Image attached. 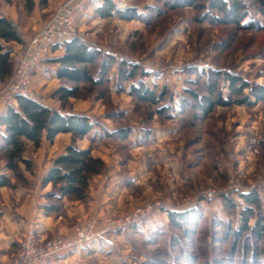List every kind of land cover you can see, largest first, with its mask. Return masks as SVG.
<instances>
[{
    "label": "rangeland",
    "instance_id": "1",
    "mask_svg": "<svg viewBox=\"0 0 264 264\" xmlns=\"http://www.w3.org/2000/svg\"><path fill=\"white\" fill-rule=\"evenodd\" d=\"M58 1L33 0L30 9L25 0H0V5L15 6L19 26L30 23L21 37L22 46L13 53L25 48L36 30L34 25H42L58 8ZM112 1L118 9L135 8L143 18H101L94 11L101 0H93L77 19L75 36L100 51L90 68L100 83L82 84L84 96L71 98L61 109L51 88L70 83L50 80L56 66L52 52L39 70L48 79L39 80L32 89L33 99L40 104L90 118L93 130L74 143L90 147L95 156L109 158L114 176L125 188L124 196L132 201L121 212L103 216L97 226L89 218L72 219L66 232L49 233L45 239H72L77 227H87L94 235L48 264H264L263 253L255 259V252L264 249V239L248 236L249 248L245 250L243 238L234 246L226 226L219 225L224 220L232 228L239 226L244 204L240 193L256 191L264 204V102L252 107L217 106L206 119H199L188 92L205 94L200 86L205 77L199 84L192 81L207 69L228 70L251 83L264 85V29H247L249 22L264 26L259 3L243 0L245 17L238 23L217 25L202 18L204 13L219 14L213 10H171L164 0ZM12 46L8 47L11 51ZM110 58L113 61L105 73L103 64ZM120 64H135L148 75L124 81ZM194 69L197 73H192ZM139 81L156 94L165 89L163 101L152 105L131 95L130 85L137 86ZM227 93L224 87L222 94ZM159 107H163L162 113L157 111ZM122 130L127 131L126 138L120 137ZM67 141L72 142L71 136ZM25 146L24 156L33 166L26 170L20 165V180L6 168L0 151V174L8 176L12 184L0 188V264L13 261L29 227L35 228L39 243L45 240L37 234L32 218L35 209H41L45 216L57 217L65 206L78 201L65 198L58 212L44 214L42 204L53 201L45 198L41 176L64 145L62 141L55 145L42 139L38 148L27 141ZM108 169L105 163L99 175H106ZM97 176L92 180L89 199L80 201L85 210ZM208 190L214 191L211 197L207 196ZM227 198L235 202L234 207L228 205ZM146 205L150 211L136 222L107 227L110 220L124 218ZM186 210L198 211L197 226L184 225L192 230L189 236L168 217L169 211ZM70 251L71 262L66 258Z\"/></svg>",
    "mask_w": 264,
    "mask_h": 264
},
{
    "label": "trees",
    "instance_id": "2",
    "mask_svg": "<svg viewBox=\"0 0 264 264\" xmlns=\"http://www.w3.org/2000/svg\"><path fill=\"white\" fill-rule=\"evenodd\" d=\"M8 1V0H6ZM28 7H33V0H25ZM261 12L264 14V0H256ZM168 9H180L193 7L204 11L213 10L218 15L204 13L205 21L212 24L238 23L245 17V3L243 0H164ZM95 13L101 18L118 16L123 20L142 19L143 16L133 7L124 9L116 8L112 0H101L95 9ZM247 29H264L255 22H249ZM0 39L5 42L15 41L22 43V38L13 28L9 20L0 13ZM61 47L63 54L54 58L57 64L54 75L70 84L60 85L55 88L51 95L65 109L71 98H82L84 96L82 84L95 86L100 80L91 73L93 66L100 57V51L89 47L80 38L73 36L70 39L57 44L53 51ZM10 48L0 44V80L4 84L13 74L14 63L10 57ZM113 59L110 58L103 64V71L106 73L110 68ZM120 77L124 81L133 80L136 77L148 75L142 68L135 64L130 67L120 64ZM192 73H197L194 69ZM205 73V74H204ZM197 80L192 81L199 84L202 77L205 79L200 83L205 92L199 95L194 90H189L193 106L198 109L199 119H206L217 106L227 107L234 104L252 107L258 102H264V85L251 83L240 75L228 70L207 69L198 75ZM227 88L228 93L222 94V89ZM247 90L245 93L244 91ZM129 93L143 102L158 105L166 96L164 89L159 94L149 88L144 82L139 81L136 86L131 84ZM12 102H8L5 109L0 113V151L4 154L5 166L13 172L16 179H22L21 166L26 170L32 169V162L25 158V142H30L34 148H38L42 139L50 142L59 133H70L72 142L65 146L64 151L52 160L51 165L41 178V186L51 185V190L45 193V198L51 203L42 204L44 214L56 213L61 207L63 199L78 200L86 202L89 199V190L95 176L105 169L104 161L92 154L90 147L81 148L74 142L88 135L94 128V123L84 114L62 112L56 108L42 105L34 99L17 96ZM159 113L163 107L157 108ZM120 132V131H119ZM127 131L122 130L120 137L126 138ZM12 186L11 180L5 174H0V188ZM243 201L239 214V226L232 228L230 224L221 220L219 225L226 226V234L233 236V245L238 246L243 238L244 249L249 248L248 236H254L257 240L264 239V204L256 191L240 193ZM228 205L235 206V202L227 198ZM170 222L182 232L189 236L192 230L185 228L186 224L197 226L198 211H169ZM252 221V222H251ZM258 253V254H257ZM264 254L262 251L255 252V259Z\"/></svg>",
    "mask_w": 264,
    "mask_h": 264
},
{
    "label": "built area",
    "instance_id": "3",
    "mask_svg": "<svg viewBox=\"0 0 264 264\" xmlns=\"http://www.w3.org/2000/svg\"><path fill=\"white\" fill-rule=\"evenodd\" d=\"M91 1L93 0H63L44 25L27 40L25 48L14 54L13 74L0 89L2 102H11L17 96L35 98L32 89L34 75L52 57L55 45L75 36L76 21ZM213 194V190L207 191V196L211 197ZM150 208L149 205L137 207L124 218L110 220L107 227L113 229L134 223L146 216ZM93 235L87 227H77L72 239L53 236L39 243L35 228L31 226L26 230L21 247L10 264H48Z\"/></svg>",
    "mask_w": 264,
    "mask_h": 264
},
{
    "label": "crops",
    "instance_id": "4",
    "mask_svg": "<svg viewBox=\"0 0 264 264\" xmlns=\"http://www.w3.org/2000/svg\"><path fill=\"white\" fill-rule=\"evenodd\" d=\"M61 1L63 0H59L57 2V6L61 3ZM0 13L9 20L13 28L20 35V37L24 38L23 33L30 26V23L28 22V25H25L24 27L18 25V22H17L18 15H17L15 6L9 5V4H2L0 5ZM49 16H47V18L44 20V23L47 21ZM44 23L42 25L35 24L33 27L36 29L35 32L39 30L44 25ZM0 44L5 46V49L13 45L12 46L13 50L10 52V57L14 63L13 57L15 53L13 52L14 50L20 49L19 47L22 46V44L15 42V41L5 42L2 39H0ZM53 53H55L56 57H58L63 54V49L61 47H58L53 51ZM55 67L53 68L54 70H55ZM54 70L51 72L50 80H54V79L58 81L61 80L54 75ZM46 78L44 77L43 72L38 71L32 79V86L35 87L37 84H39V80L46 79ZM2 85H4V82L0 80V86ZM60 85H65V84L58 83V84L53 85L51 88V92ZM11 102L16 106V102L14 100ZM6 105H7L6 102H2L0 100V113L5 109ZM70 136H71L70 133H59L55 136L52 142L46 140L55 145L56 144L59 145V141H62L64 147L60 152H58L55 155V157H57L64 151L65 146L69 144V141L67 140L70 138ZM80 147L85 148L86 146H80ZM97 156L101 157L104 160V162L106 163L109 169L106 175L104 176L98 175L95 178L94 184L91 188V192H90L91 200L88 203L87 210L84 209V205L80 201H74V202H71L70 205L65 206L60 211L57 217L45 216L43 215L41 209L40 210L35 209L33 212L34 215L32 218H33V221L36 223L37 234H38L39 239L44 240L47 237V235L52 232H59V233L66 232L67 230L70 229L69 222H71L72 219L83 220V219L89 218L97 226L99 225L97 224L98 221L102 219L103 216L121 212V210L124 209L126 204L130 205V202L132 200H129L127 197L124 196L125 188L122 185L121 181L116 176H114L115 169H112L111 164H110V159L105 157L102 154H97ZM49 166L50 165H48L45 168L44 172L42 173L41 178L43 177V175L45 174ZM40 187L42 191H44L43 193H46L50 191L51 189L50 184L47 185L46 187H42L41 180H40ZM66 258L68 261L71 262V251L69 252Z\"/></svg>",
    "mask_w": 264,
    "mask_h": 264
}]
</instances>
